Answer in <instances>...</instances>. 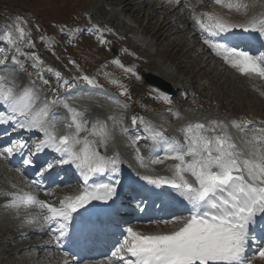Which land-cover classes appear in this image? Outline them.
<instances>
[{
	"label": "snow or ice",
	"instance_id": "1",
	"mask_svg": "<svg viewBox=\"0 0 264 264\" xmlns=\"http://www.w3.org/2000/svg\"><path fill=\"white\" fill-rule=\"evenodd\" d=\"M215 4L224 8H239V4H232L229 0H214ZM185 5V8H190ZM195 26L208 35L204 42L211 51L221 56L223 60L239 73L251 76L255 74L264 78V52L259 55L244 50L229 43L228 37L236 29L244 32H256L264 36V18H249L243 22H235L213 12L193 15ZM17 21L27 24L22 18ZM19 39L26 35L25 28L17 26ZM63 32V29H61ZM82 31L95 32L101 44L108 41L104 38L105 31L111 29L94 24L91 28ZM6 41L7 50L0 47V66L5 74L0 75V125H12L13 129L28 132H38L42 138L37 142L29 143L24 140H14L7 146H0V157L8 159L24 153L22 164L32 166L37 163L40 153L51 151L56 155L51 160L39 163L37 176L44 177L55 171L61 165H69L77 169L83 177L84 186L77 195L64 196L58 204L38 199L34 194L17 195L10 193L12 199L6 204L11 208L22 205L36 206L40 212L29 222L43 221L41 231L55 232L57 239L69 236L70 229H79L89 234L104 227V221L97 216L92 219L90 207L94 201H111L117 194L119 180L107 183L89 184L90 178L101 173L117 172L118 154L107 156L101 154L100 148L107 147L109 135L107 125L99 121L93 122L91 133L96 135L100 128V140H90L82 137V132H88V120L84 113L78 111L69 102V97L51 89L55 98H45L40 105L39 89L35 87V80L18 89L15 77L7 72L8 67L24 68L20 57L32 61V67L38 69L36 75L45 84L42 71L43 60L36 53H27L17 46V40L11 32H6L0 42ZM29 46L35 45L29 40ZM11 55L9 63V53ZM72 63H75L74 61ZM112 63L118 65L126 73L137 75L134 67H126L119 59ZM52 72L51 67L46 69ZM58 87L73 90L75 85L63 79L61 73H54ZM137 78H139L137 76ZM76 79L82 80L90 92H102L94 77L82 75ZM62 81V83H60ZM113 83H117L113 81ZM121 95H127V88L120 85ZM157 91L156 99L170 103V97ZM114 102L123 104L116 98ZM62 105L70 114V119L63 121L65 131L60 134L56 123L50 122L55 115L50 113L52 106ZM171 111V109H169ZM179 115V113H175ZM115 119V117H109ZM141 125V132L147 134L154 143L150 159L152 164L164 163L172 160L169 171L171 175H143L140 177L146 185L153 186L148 191L160 197H169L178 200L184 207L187 215H173L160 221L165 226L171 225L170 230L154 233H142L128 226L123 229L122 241L118 243L113 256H119L117 264H252L247 252L250 248L264 260V127L254 132L245 141L244 148H239L227 132L228 125L223 120L212 119L203 122H189L181 129L183 142L175 137L166 135L165 131L155 128L151 122L142 117L132 116V127ZM243 132L252 124L244 121L239 124L232 122ZM217 129H220L218 132ZM129 132V129H122ZM143 137L137 135L133 143ZM142 167H147L144 157L136 149ZM163 152V156L159 153ZM154 157V158H153ZM39 187V181H32ZM159 189L160 191H156ZM171 189V192L166 191ZM46 195H52L46 192ZM140 205L147 206L143 199ZM139 206V205H138ZM79 217L80 219H77ZM260 229V235L257 234ZM69 252H64L68 257Z\"/></svg>",
	"mask_w": 264,
	"mask_h": 264
},
{
	"label": "rangeland",
	"instance_id": "2",
	"mask_svg": "<svg viewBox=\"0 0 264 264\" xmlns=\"http://www.w3.org/2000/svg\"><path fill=\"white\" fill-rule=\"evenodd\" d=\"M75 1H76V3L74 5V8H78L79 11H80V8L83 7V5H85L88 2V0H75ZM6 5L10 6L12 9L15 8L16 10H25V11L27 10L29 12H32L34 14V16H33L34 20H39L40 18L42 20V17H44L46 20V23L44 25H46V27L49 29V31H53V32L56 31L55 30L56 27H54V25H53L54 20L64 21V20H61L62 18L60 20L58 19V16L60 15V13H61V16L63 15V11L70 13V11L67 8H61V7L49 8V6L47 5V0H0V7H2V10H0V16H1L0 17V38H2L6 32H11L13 35V38L15 37V33L13 30V24L14 25H20V27L25 28V31L27 30V26L25 24H23L20 21H17V19H14L13 17H11L12 13L9 12L8 10L4 9L6 7ZM86 5H88V3ZM143 6H145V4L144 5L141 4V5H137V6L134 5L133 9L137 11V8L143 7ZM87 8H88V12H90V11L93 12V11L99 10L96 6L91 5V4L89 6H87ZM146 9H148V8H144V10H146ZM72 12H73V10H72ZM137 12H138L137 17L141 21L140 25H141L142 29H145L144 32L147 34H151L150 35L151 37L157 38V41H159L160 46L158 47V50H159V54L161 55V57L165 58L168 61H171L172 65L177 66L180 71H184L185 73H187L186 78L189 80H187V82L184 83L186 86H189V84H191L192 82H194V84H196V85L203 86L205 83H208V81H206L207 78L212 79L213 78L212 76L219 77L218 75H216V73L217 74L220 73L219 75H221L223 77L220 78V80L213 78L214 83L209 84L208 85L209 87L207 88V90H211V92L207 91L206 94H208L209 97H217L219 100H221L222 103H225L227 106V110H230L232 116H233V114L237 115L235 113L245 114L247 111L252 110L251 112H253L254 110H257V111H260V114H262L261 117L264 118V101H262V99H259L258 96H255V95L252 96L246 92L241 91L240 87L242 88V82H243V79L241 77L237 76L236 74L232 75L233 78L231 76H228L229 70H228V72H226L227 71L226 69H225V73L222 74L221 72H223L224 70H221L222 69L221 66H218V68L215 69L214 71H212L211 68H208V67L206 68L205 66H203V67L201 66V68L203 70H199L200 65H203V64H201L202 62L198 61L199 58L194 54L193 50H190L189 53L191 54V52H192V54L190 56V54L188 52H185L186 48H184V47L181 48L179 46H176V44L174 46L172 44V41L169 42L168 40H166L165 42H163L164 40H163V37H161L162 36L161 34H158V35L152 34V32L156 31V28L158 27V25H157L158 22H156L157 20L151 19L152 18L151 17L149 20H151L152 22L147 21L146 13H144L143 11H137ZM142 12H143V14H142ZM21 17L24 21L25 20L24 16H21ZM59 18H60V16H59ZM110 18H112V17L110 16ZM72 20H74V17L72 18ZM142 22H143V24H142ZM153 24H155L156 26ZM7 25H10L11 30L8 29ZM152 25H153V27H151ZM154 27H156V28H154ZM111 30L113 32V29H111ZM104 33L106 34V32H104ZM56 34H57V32H55V35ZM169 34H171V33H169ZM174 37H170V38H174ZM176 37H178V35ZM180 37H182V36H180ZM168 39H169V37H168ZM1 43L4 45V47H8V46H6V41H3ZM23 43H25V38L23 39L22 44H19L17 42V46H19L21 48V50H22ZM197 51H199V50H197ZM197 51L195 50V52H197ZM184 53H188L189 55L184 54ZM144 56L148 58V59L146 58L148 61H150V59L152 57L150 55H144ZM187 56H189V57H187ZM92 57H96V55L92 54ZM193 57H194V59H191ZM93 61L94 60H91L88 57H85V59H84L85 64L86 63H93ZM150 62L152 63L153 68L150 70L146 68L144 70V72H154L155 71L156 66L153 64L152 61H150ZM113 76H114V74L109 75L110 79H112ZM137 76L139 78H137ZM209 76H211V77H209ZM134 77L137 79L138 82L143 81L141 74H137ZM228 78H230V80H228ZM236 81H240V83H238ZM120 82H122V79H120ZM189 92L193 93L192 90L191 91L189 90ZM262 92L264 93V91H262ZM177 93L178 92H176V94ZM242 96H244V97H242ZM238 99H240V100H238ZM0 180L2 181L3 179L0 178ZM17 222H21L20 218H18ZM7 225H10L9 221L5 220L4 217L0 216V234L1 235L5 231L9 230L7 227L12 226V225L7 226ZM31 227L32 226L23 227L21 229V232H24L25 230L31 229ZM5 228H7L8 230L6 229L4 231L3 229H5ZM1 235H0V239L3 238V236L1 238ZM15 236L17 237L16 240H14L13 235H6V237L4 236L5 241H3V242L0 241L1 248H4L5 250H11L10 248H12V246H15V247H13V249L18 250L17 249L18 247L16 245L22 241L18 240L19 235L17 236V232H16ZM3 254L5 255V253H3ZM20 256H21V254H13L12 255V253H10L8 256L5 255V257H8L7 259L10 260V261H7L6 264H21L19 261H23V259ZM2 263L5 264L4 259L2 260Z\"/></svg>",
	"mask_w": 264,
	"mask_h": 264
},
{
	"label": "bare ground",
	"instance_id": "3",
	"mask_svg": "<svg viewBox=\"0 0 264 264\" xmlns=\"http://www.w3.org/2000/svg\"><path fill=\"white\" fill-rule=\"evenodd\" d=\"M109 1H111L112 3H121V4H123V8H121V11L124 10L126 13H129L131 15V17H133V19L138 23L139 26H140L141 21L137 17V13H138L137 11H143L144 13H146L147 21H151V20H149L151 17H152L151 19H156L157 20L156 22H158L157 23L158 27L157 28L154 27V28H156V31L152 32V34L153 35L161 34L162 35L161 37H163V40H164L163 42H165L166 40H168L169 42L172 41V44L174 46L176 44V46H179L181 48L182 47L186 48L185 52H188L189 53L190 50H193L194 54L199 58L198 61L202 62L201 64H203V65H200L199 64L200 65L199 70H203L201 68V66L202 67L205 66L206 68L207 67L208 68H211L212 71H214L215 69H217V65H215V66L214 65H211V58H210L211 56L210 55L208 56V54H209V51L208 50H205V48H202L201 50L195 52V46L198 44V39H197L196 36L194 38L186 37L185 35H184V37H179V38L176 37L180 32H183L184 30H186L185 25L189 23V18L186 17L187 11H184V14H182V15L179 14V13H175L174 12L179 7V5H176L175 2L168 5V3H164V2H161V3H158V4L157 3L150 4V3H146V1H143L142 2L143 5L145 4V8H148V9L144 10V7H139V8H137V11H136V10L133 9V6L134 5L135 6L141 5V3L139 1H137V0H136L135 3L133 2L134 0H109ZM229 2L230 3L236 2V3L240 4L242 7H244V9L241 12H239L238 14H236V16H240L239 18L238 17H231L232 14H229L228 17L231 20L235 21V22H241V21H245V20L249 19L250 16L248 17L247 14H250L252 16L251 18H253V17H255V18H262L263 17L262 14H264V0H229ZM215 6H218V5H215ZM232 11H235V10H232ZM143 12H142V14H143ZM184 16H185V20H183ZM186 20H188V22ZM93 21H95V20H93ZM179 22H182L183 25H181V24L179 25ZM153 25H155V24H153ZM153 25L151 27H153ZM144 30L145 29H142V33L147 34V33L144 32ZM111 33H112V30L110 32L108 31L106 34L104 33V35L106 36L107 34H111ZM169 33H171V34H169ZM87 36H88V34H87ZM168 37H169V39H168ZM170 37H174V38H170ZM115 41H117V42L118 41H122V35H117L116 38H115ZM26 52L30 54V53H32L34 51L32 50V48L29 45H27ZM188 53H184V54H188ZM191 54H192V52H191ZM191 54H190V56H191ZM194 57L191 58V59H194ZM218 62L220 63L221 60L219 59ZM44 64H46V63H43L42 66H44ZM25 66L26 67H32V63L29 62V61H27V63L25 64ZM228 69H229V75L228 76H231L232 77V74L231 73L235 69H233L230 65L228 66ZM157 73H158V71H157ZM221 73L223 74V73H225V71H223ZM242 75L245 78L244 77H241V78H243L242 88L239 86L240 89H241V91L242 92H246V93H248L249 95H252V96L253 95L258 96L259 99H262V101H264V93L263 92L261 93L258 90H257L258 92L257 91L255 92L252 89V87L249 85V83L251 82V80L248 79L249 76L248 75L245 76L244 74H242ZM165 76H166V74H165ZM218 76L219 77H214V76H212V77L215 78V79H219V80H220V78L223 77L221 75H218ZM230 78H228V80H230ZM30 79H33V76L29 77V80ZM262 79H264V78H260L259 77V82L260 81H264ZM236 82L240 83L239 81H236ZM258 87H260L261 91H264V82H263V84L261 86H258ZM242 97H244V96H242ZM238 100H240V99H238ZM181 103H183V100L182 99L180 100V104ZM220 107L223 108V109H225L226 108V104L225 103H222V104H220ZM220 107H219V109H220ZM196 108L197 107H192L191 106L190 107V110H189L190 113L195 114V115H203V114L212 115V116L213 115H217L214 112V110H211L210 112L201 113ZM221 117H224V116L221 115V114H219L217 116L218 119H221ZM257 122H259L258 119H257ZM225 124L228 125V128L229 129L231 128V125L229 123H225ZM130 132L135 133L136 135H141V133H139V132L136 131V128H132L130 130ZM140 142L142 144L144 143L143 140H141ZM112 147H113L112 146V143H111V141H109V143H108V145H107L106 148L108 150L112 151L113 150ZM1 171H3V172L1 173ZM6 171L7 170L5 169V166H4V168L0 167V173H1L0 175H2ZM1 203L2 202L0 201V206H2ZM7 228H5L3 230L5 231L7 229L8 231H5L2 235L0 234L1 235V238L3 236V238L0 239L1 242L5 241L6 235H13L14 240H16V238H17L15 236V234L17 232V229H18L17 225L15 226L13 224L11 227H7ZM29 236H30V238L26 242H23L22 241V242H19L16 245L18 247V248L16 247L18 250L13 249V247H15V246H12L11 245L12 246V248H10L11 250H5V249H3V253H5L6 256H8L10 253H12V255L13 254H22V253L23 254L24 253L27 254V253H29V250L28 249L34 248V247H40V245L37 244L36 241H35V238L37 237L36 234L35 233H32V234L29 233ZM39 255H40V253L37 256L36 255L35 256H30V257H28V259H23V261L21 262V264H41V262L43 260L38 259V256ZM20 257L22 258V256H20ZM29 259H31V260H29ZM0 263H2V261H0Z\"/></svg>",
	"mask_w": 264,
	"mask_h": 264
}]
</instances>
